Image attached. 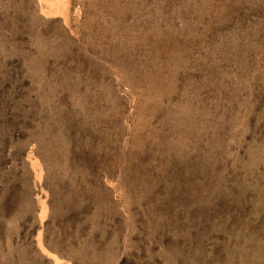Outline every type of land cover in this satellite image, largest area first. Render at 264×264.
I'll return each mask as SVG.
<instances>
[{"label": "rangeland", "instance_id": "374dc122", "mask_svg": "<svg viewBox=\"0 0 264 264\" xmlns=\"http://www.w3.org/2000/svg\"><path fill=\"white\" fill-rule=\"evenodd\" d=\"M0 264H264V0H0Z\"/></svg>", "mask_w": 264, "mask_h": 264}]
</instances>
